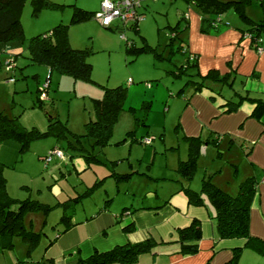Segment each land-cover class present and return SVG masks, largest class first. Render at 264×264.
Here are the masks:
<instances>
[{
    "label": "rangeland",
    "instance_id": "374dc122",
    "mask_svg": "<svg viewBox=\"0 0 264 264\" xmlns=\"http://www.w3.org/2000/svg\"><path fill=\"white\" fill-rule=\"evenodd\" d=\"M48 1L57 4V8L43 9L33 16L31 0H26L21 14L23 43L15 45L8 52L15 59V75L6 70L7 55H2L0 59V112L9 118H17L22 128H36L40 132L46 131L50 118H58L66 124L70 133L81 136L84 135V124L95 119L93 100L101 99L105 88L122 86L128 89L124 109L114 126L110 144L96 152L101 162L90 169L85 167L84 170L83 158L70 159L69 156L78 153L68 147L69 141L77 145L71 136L69 141H59L49 136L33 140L23 153L19 152L17 142H0V162L5 165L4 176L10 197L16 201L29 199L53 207L49 213L37 210L24 217L26 230L40 233L31 262L68 264L104 248L103 244L98 245V241L108 237L110 219L113 214H121L124 204L128 208L154 206L172 195H181L183 192L176 193V190L182 184L184 187L188 184L175 172L179 159L185 160L187 155L186 145L178 132L177 112L172 115V111L175 103H180L175 94L190 85L185 82L188 75L195 71L188 67L180 76H174L172 72L176 73L178 68L187 65V33L184 35L181 30L189 23V16L198 12L182 0H141L138 12L143 18L139 21V34H136L118 21L113 23L111 29L93 18L80 23L71 22L75 8L97 12L102 0ZM242 6L249 19L259 22L264 18L256 0H247ZM181 17H185V20L177 25ZM222 19L227 29L245 30L249 26L233 6L229 7ZM59 24L68 26L69 43L73 49H88L91 53L87 60L92 66V81L75 82L70 76L56 72L50 74L46 66L28 64L26 47L29 40L48 33ZM175 25L180 37L172 39ZM116 26L120 29L116 30ZM120 32L137 47L142 46V37L145 38L159 56L149 52L135 59L127 52ZM180 45L183 49L177 51ZM10 76L16 82H9ZM48 77L50 87L46 92L47 99L41 101V89ZM129 80L134 81L128 84ZM146 84H151L152 88ZM236 89L242 93L237 84L233 87V90ZM220 90L226 96L229 94L226 88ZM143 102L151 104L146 121L148 128L142 124ZM130 107L135 111L130 112ZM169 109L171 112L168 113ZM136 119L139 120L138 124ZM131 131L134 138H126V133ZM82 144L86 150H91V140L82 138ZM217 147H212L216 156L210 164L222 169L218 182L227 184L231 177H237V172L233 174ZM55 149L60 150L64 158H57L53 154ZM235 152L233 150L232 153ZM50 156L52 160H47ZM207 164L198 160L194 176L189 181L192 189L200 191ZM112 173L130 176L127 181L116 184ZM203 198L208 201L204 194ZM65 211L73 212L72 222L76 225L63 233L64 226L60 224V219ZM124 212L119 218H128L130 211ZM120 224L128 223L121 221ZM15 239V251H20L22 258H25L28 246L23 244L21 238Z\"/></svg>",
    "mask_w": 264,
    "mask_h": 264
},
{
    "label": "trees",
    "instance_id": "16d2710c",
    "mask_svg": "<svg viewBox=\"0 0 264 264\" xmlns=\"http://www.w3.org/2000/svg\"><path fill=\"white\" fill-rule=\"evenodd\" d=\"M182 1L189 6H193L197 10L200 17V32L203 34L217 35L226 29L227 24L223 21L222 16L229 7L233 6L240 17L249 25L245 30H241L243 37H249L252 41V45L257 41L264 40V18L259 22H255L246 16L242 4L244 2L246 3L247 0L229 2H221L220 0ZM25 3L26 0H0V59L2 55L5 54L7 55V59H11L14 64L15 59L8 54V52L10 48H15V45L23 43L24 31L21 24V14ZM256 3L262 8L264 13V0H256ZM31 5L33 16H37L43 9H53L58 6L48 0H31ZM95 13L96 12H88L75 8L71 22L80 23L92 18L94 19ZM138 15H140L139 12ZM182 20H185V17H181L177 25ZM115 21L121 24L119 20H114L111 26L107 28H113V23ZM139 21L140 20H137L133 24L125 26V28H129L131 31L139 34ZM177 25L172 29L174 31L172 39L179 38L180 32L176 31ZM188 27L189 25L187 24L184 29ZM115 29H120V27L116 26ZM183 30H181V32ZM120 35L124 34L120 32ZM126 40V50L129 54H132L134 58L143 53L155 52L154 48H151L143 37L142 46L140 47L135 46L133 41L128 38H126ZM182 49L183 46L180 45L177 51ZM262 49L264 50V46ZM26 52L28 54L26 59L29 65L46 66L50 74L56 72L60 75L70 76L75 82L92 81V66L87 60L91 53L88 49H73L70 46L67 25L59 24L48 33L32 37L27 44ZM155 56L158 57L159 55L155 54ZM187 66H196V58L191 59L189 57ZM186 67H180L176 73L172 72V74L180 76L182 73H185ZM11 72L15 75V68L8 73ZM11 77L13 76L8 77V79ZM188 77L187 84H193L197 90L204 88L207 83H212L221 88L226 86L228 90L233 91L234 75L232 74L220 76L217 71L211 70L205 76L196 77L188 75ZM126 98V87L118 86L112 89L105 88L103 97L93 100L95 119L84 124L85 131L84 135L81 136L70 133L66 124H63L58 118H50L46 131L40 132L36 128L30 130L22 128L17 118H9L7 115L0 112V142H17L19 144V152L23 153L28 149L33 140L49 136L59 141H69V137L71 136L76 140L77 145L69 141L68 147L73 152L76 151L78 153L69 156L70 159L74 157L83 158L86 166L91 168L92 165L101 162L96 152L102 151L110 144L114 126L123 110ZM242 100L243 98L241 97L238 102H232V106L226 109V112H230L238 107ZM247 100L254 104L252 116L258 121L261 120L264 115V100H253L249 98H247ZM229 103L230 101H228L225 106H228ZM141 109L144 110V112L146 111L145 113L147 114L149 104L143 103ZM130 111L134 112L133 109ZM138 121L139 120L136 119V124H138ZM142 124L143 126H147L145 117L142 119ZM82 138L92 141L90 145L91 150L85 149V146L82 144ZM126 138L133 139L134 132H127ZM183 140L187 144L188 155L185 160H180L178 162L176 174L182 180L189 182L192 180L196 171L203 141L200 138L186 137H184ZM50 160H52V156ZM4 167L5 165L0 162V250L11 249L14 246L11 239L15 236L20 237L22 242L28 246V256H30V252L36 248L40 233L26 230L23 223L24 217L28 213L37 210H43L45 213H49L53 207L29 199L22 201L12 199L7 191V180L4 176ZM112 176L116 184H119L127 181L130 175L112 173ZM256 187L257 182L255 179L249 177L239 184L237 194L233 196L215 186L209 176L202 179L200 191L196 192L190 188L182 189L188 204L193 206H202V195L204 194L207 196L210 205L215 210L216 231L219 239H243L245 241L243 247L232 249V257L226 264H238L243 249H249L264 256V241L250 234V211L256 194ZM87 193H90V191ZM72 216V211L63 212L60 219V224L64 226L63 233L73 226L71 222ZM122 229L124 233H131L134 230V226L130 224ZM176 234L181 255H191L199 252V242L202 239L200 221L195 219L187 227L178 228ZM154 246L155 243L147 239L136 244L116 246L105 252L94 251V253L87 258H78L73 264H133L138 260L140 255L152 252ZM205 264L210 263L207 261Z\"/></svg>",
    "mask_w": 264,
    "mask_h": 264
},
{
    "label": "crops",
    "instance_id": "0c3cea01",
    "mask_svg": "<svg viewBox=\"0 0 264 264\" xmlns=\"http://www.w3.org/2000/svg\"><path fill=\"white\" fill-rule=\"evenodd\" d=\"M188 25L189 30L188 28L183 30V34L187 33L188 42L185 53H188V58L190 56L196 58V66L191 67L195 73L191 75L205 76L211 70L217 71L220 76L232 74L234 75L233 87L237 84L242 93H238L237 89L233 90L234 92L229 90L226 96L221 93V87L212 83H207L200 90L190 83L186 89L181 88L175 94L180 103H175L172 115L177 112L178 132L181 133L182 138H200L203 141L198 160L208 164L204 168L202 179L210 176L215 186L233 196L237 194L238 186L242 181L249 177L255 179L257 187L250 211V234L264 241V183L262 182L264 179V115L261 120H256L252 116L254 104L247 100V98L264 100V50L262 49L264 40L252 45L249 37H243L242 29L226 28L217 35L203 34L200 32L198 14L189 16ZM154 50L156 51L155 48ZM41 70L45 72L44 69ZM133 81L129 80L128 84H132ZM185 83L187 84V81ZM146 86L152 88L151 84ZM241 97L243 100L239 106L226 112V109L232 106L231 103L238 102ZM228 101L230 105L225 106ZM143 103L149 104L150 108V102ZM131 109L135 111L132 107L129 111ZM148 111L146 114V111L142 110V119L145 117V123L149 115ZM169 112H171L170 109ZM144 127L148 128V125ZM184 143L186 155H188V147L186 142ZM213 146H218L216 149L222 151V156L225 157L227 166L233 170V174L237 172V177H231L227 184L218 182L219 171L222 169L210 164L212 158L216 156ZM233 150L236 152L232 153ZM85 167L90 169L86 164H84V170H86ZM186 182L188 183L186 187L182 184L176 193H182L183 188H190L197 192L191 188L188 181ZM181 195H172L163 203L149 207L128 208V205L124 204L121 214H113L110 219L112 222L108 225L111 227L108 237L104 241H98V245L103 244L104 248L94 251L105 252L116 246L136 244L150 239L155 243L152 252L140 255L133 264H205L207 261L210 264H226L232 257V249L243 247L245 241L219 239L216 231L215 210L209 201H205L202 195L203 205L192 207L188 204L184 193ZM125 209L130 211L127 213L128 218H119L125 213ZM195 219L200 221L202 230L199 252L181 255L176 230L187 227ZM121 221L127 222V225L133 224V232L124 233L122 228L127 225L120 224ZM72 225L76 224L72 222ZM15 238L14 236L11 239L14 245L11 249L0 250V264H33L31 262L33 251L28 256L27 250L26 257L22 258L21 252L15 251ZM23 244L26 245L24 242ZM77 259L68 264L75 263ZM238 264H264V256L252 250L243 249Z\"/></svg>",
    "mask_w": 264,
    "mask_h": 264
},
{
    "label": "built area",
    "instance_id": "2783aa9c",
    "mask_svg": "<svg viewBox=\"0 0 264 264\" xmlns=\"http://www.w3.org/2000/svg\"><path fill=\"white\" fill-rule=\"evenodd\" d=\"M140 6V0H102L100 4V10L94 14V19L102 26H111L114 20H119L125 27L133 24L135 21L142 19V16L138 15L137 9ZM120 38L127 42L124 35H120ZM260 50V49H259ZM191 59L195 57L190 56ZM6 70L10 72L15 68V64L11 59H7ZM9 82L14 83V78L8 79ZM50 79L48 77L47 82L43 85L40 93V100L45 101L47 99L46 92L48 91ZM149 142V141H146ZM52 154V153H51ZM56 157L62 159L63 155L60 151L55 150L53 153ZM51 156L47 158L50 160ZM264 183V179L262 181Z\"/></svg>",
    "mask_w": 264,
    "mask_h": 264
}]
</instances>
